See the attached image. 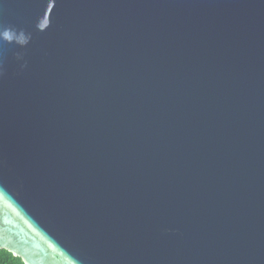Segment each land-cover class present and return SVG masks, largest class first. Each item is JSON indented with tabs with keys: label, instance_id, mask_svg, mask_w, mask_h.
<instances>
[{
	"label": "water",
	"instance_id": "95a60500",
	"mask_svg": "<svg viewBox=\"0 0 264 264\" xmlns=\"http://www.w3.org/2000/svg\"><path fill=\"white\" fill-rule=\"evenodd\" d=\"M0 249L264 264V0H0Z\"/></svg>",
	"mask_w": 264,
	"mask_h": 264
},
{
	"label": "trees",
	"instance_id": "16d2710c",
	"mask_svg": "<svg viewBox=\"0 0 264 264\" xmlns=\"http://www.w3.org/2000/svg\"><path fill=\"white\" fill-rule=\"evenodd\" d=\"M0 264H24L19 257L12 255L10 252L0 249Z\"/></svg>",
	"mask_w": 264,
	"mask_h": 264
}]
</instances>
